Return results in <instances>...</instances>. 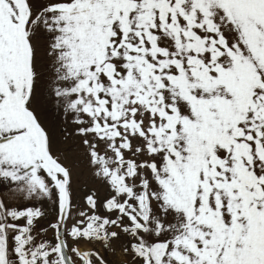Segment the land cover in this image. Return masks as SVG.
<instances>
[{"label":"snow or ice","instance_id":"obj_1","mask_svg":"<svg viewBox=\"0 0 264 264\" xmlns=\"http://www.w3.org/2000/svg\"><path fill=\"white\" fill-rule=\"evenodd\" d=\"M45 111L106 189L87 210ZM117 250L264 264V0H0V264Z\"/></svg>","mask_w":264,"mask_h":264},{"label":"rangeland","instance_id":"obj_2","mask_svg":"<svg viewBox=\"0 0 264 264\" xmlns=\"http://www.w3.org/2000/svg\"><path fill=\"white\" fill-rule=\"evenodd\" d=\"M42 120H44L45 126L50 129L53 136V150L66 153L68 164L72 168L71 191L73 205L74 207L79 206V208L87 210L84 203L85 196L95 191L98 198L102 200L106 194V189L92 176L86 163L77 158L76 153L72 151V149L79 144V138L72 136H68L67 139L64 138L67 136V133L61 130L59 116L51 111H45L42 115ZM71 131L72 129L69 127L68 133ZM54 219L55 218L52 215H49L47 219L42 221V226L46 227L48 220L54 221ZM53 236L54 233L52 231L47 233L48 239L52 240ZM114 246L116 245L114 244ZM97 248H99V245H97ZM101 253L103 254L102 249ZM108 258L113 261V264H119L120 261L130 259V257L126 258L119 250L115 253L109 254Z\"/></svg>","mask_w":264,"mask_h":264},{"label":"crops","instance_id":"obj_3","mask_svg":"<svg viewBox=\"0 0 264 264\" xmlns=\"http://www.w3.org/2000/svg\"><path fill=\"white\" fill-rule=\"evenodd\" d=\"M43 207L48 208L49 205H48V204H44ZM53 217H54V216H53ZM54 218H55V217H54ZM49 240H50V239H49Z\"/></svg>","mask_w":264,"mask_h":264}]
</instances>
